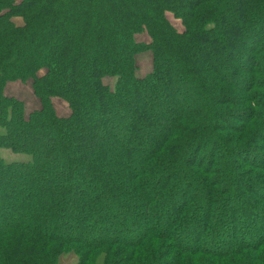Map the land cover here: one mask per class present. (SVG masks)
Instances as JSON below:
<instances>
[{"label": "trees", "instance_id": "1", "mask_svg": "<svg viewBox=\"0 0 264 264\" xmlns=\"http://www.w3.org/2000/svg\"><path fill=\"white\" fill-rule=\"evenodd\" d=\"M2 150L0 264H264V0H0Z\"/></svg>", "mask_w": 264, "mask_h": 264}, {"label": "rangeland", "instance_id": "2", "mask_svg": "<svg viewBox=\"0 0 264 264\" xmlns=\"http://www.w3.org/2000/svg\"><path fill=\"white\" fill-rule=\"evenodd\" d=\"M168 20L172 24V26L175 27V29H177L178 31L182 30L179 21L173 20L171 16H168ZM137 41L148 42V38L145 35H142L137 38ZM136 64L138 68L137 76L143 77L151 70L150 55L144 54L136 57ZM105 83L112 84V82H108V80H106ZM5 91L7 96L14 97L23 102L28 112L37 109L39 106L37 100L31 94L28 84H22L20 82L11 83L5 87ZM54 107L59 116H66L69 113L67 105L59 100L54 101ZM0 156L6 163L25 162L27 160V157L25 156L13 155L4 150L0 151ZM189 192L191 193L193 191L189 190ZM158 214L159 213H156V215ZM97 215L99 216V212L97 213ZM125 228L129 229L130 224L125 225ZM243 242H246V240H243ZM75 261L76 259L73 255H67L60 258L59 264H74Z\"/></svg>", "mask_w": 264, "mask_h": 264}]
</instances>
